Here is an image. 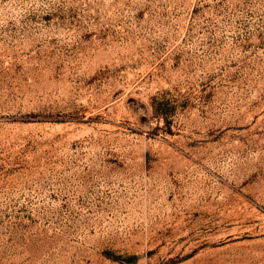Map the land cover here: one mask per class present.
Masks as SVG:
<instances>
[{"label": "rangeland", "instance_id": "obj_1", "mask_svg": "<svg viewBox=\"0 0 264 264\" xmlns=\"http://www.w3.org/2000/svg\"><path fill=\"white\" fill-rule=\"evenodd\" d=\"M0 264H264V0H0Z\"/></svg>", "mask_w": 264, "mask_h": 264}]
</instances>
